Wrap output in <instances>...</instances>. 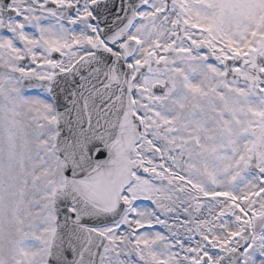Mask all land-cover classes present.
I'll use <instances>...</instances> for the list:
<instances>
[{
	"label": "snow or ice",
	"instance_id": "snow-or-ice-1",
	"mask_svg": "<svg viewBox=\"0 0 264 264\" xmlns=\"http://www.w3.org/2000/svg\"><path fill=\"white\" fill-rule=\"evenodd\" d=\"M0 264H264V0H0Z\"/></svg>",
	"mask_w": 264,
	"mask_h": 264
}]
</instances>
